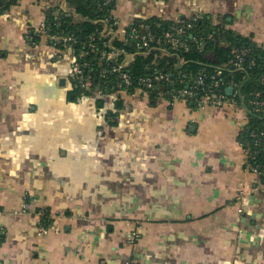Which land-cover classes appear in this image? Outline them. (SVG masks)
Here are the masks:
<instances>
[{
  "label": "crops",
  "instance_id": "obj_1",
  "mask_svg": "<svg viewBox=\"0 0 264 264\" xmlns=\"http://www.w3.org/2000/svg\"><path fill=\"white\" fill-rule=\"evenodd\" d=\"M44 3L0 17V264H264V191L237 200L264 184L244 167L246 114L127 97L113 126L118 98L74 100L72 54L30 43ZM198 11L264 49V0H115L114 15L125 29Z\"/></svg>",
  "mask_w": 264,
  "mask_h": 264
},
{
  "label": "built area",
  "instance_id": "obj_2",
  "mask_svg": "<svg viewBox=\"0 0 264 264\" xmlns=\"http://www.w3.org/2000/svg\"><path fill=\"white\" fill-rule=\"evenodd\" d=\"M46 19L40 25V27L34 31V36L44 40L46 43L54 47L56 51L57 59L61 58V55L65 52L72 54L74 61L72 63V68L70 75L68 77L72 89L81 88L82 90L89 89L93 86V68L89 62H83V58L87 56V52H81L76 54L75 43L76 39L73 35L68 34H54L51 31L53 22L48 20V15L56 16V19L61 14L71 15L75 13L74 9L69 7L66 0H61L59 3L51 4L49 0H43ZM115 0H103L102 7H109L114 5ZM115 10V9H114ZM114 10L110 9V14L106 15L101 19L100 23L103 24L104 29L102 31V48L100 50V57L98 59V64L101 68L103 66L108 69L101 70V78L104 77L106 73H111L116 75L118 82L115 84L118 90L121 91L120 95L122 98H137L141 97L150 103L151 90L155 88V84L159 82H164L167 88H161L156 96V103L159 100H167L172 105L178 102H184L186 104L191 103L194 109L202 110L208 106L215 107H225L231 108L235 111H242L246 115V125L242 129L239 144L243 152L244 157V167L246 171L250 174L257 175L262 178L264 182V128L260 130L249 128V137L244 139L243 133L251 123L250 116H259L264 122V88L255 94V98L251 100L247 105L240 96V84L234 80H225L221 71H217L214 75H200L197 76L191 87L186 89L171 88L172 85L171 78L169 74L156 73L153 78L143 77L138 81L139 87L135 89L133 93H128L127 88L130 87L133 82L131 76L126 73L125 69L129 66V63L139 56H148L152 52H160L161 56H168L169 51L165 48L168 44L174 51L180 50L186 47L185 42L181 39L182 36H187L188 31H190L194 24L201 23L207 19V14L203 11L195 12L191 16H177L172 20L173 25L170 26V30L164 34V37L155 39L153 33V27L158 28L161 26V22L164 19H156L150 21H138L128 26L127 28H121L120 21L115 17ZM153 24V25H152ZM30 36V43L35 44L33 37ZM122 42L125 45H132L134 47L132 53H128L124 48H117L114 46V42ZM90 52H95V45L90 46ZM236 61L234 63L235 69L233 71H245L243 66L244 57L246 55L245 50L236 51ZM124 54L125 58L120 60V55ZM113 63V65H110ZM104 67V68H105ZM209 79L206 83L205 79ZM186 81L185 77L181 79ZM180 80V81H181ZM180 81L178 83H180ZM264 85V74L261 80ZM232 89V93L229 90ZM240 99V100H239ZM264 126V124H263ZM264 191L263 187H253L249 191H241L239 197L237 198L239 203H242L248 196L258 192L260 190ZM26 207V204L25 206ZM242 207L239 208V212H242ZM40 217V233L45 235L48 233L49 228L42 225V218L45 216V212H40L38 214ZM50 220H54L53 216H49ZM139 238L137 234L133 236V241Z\"/></svg>",
  "mask_w": 264,
  "mask_h": 264
},
{
  "label": "trees",
  "instance_id": "obj_3",
  "mask_svg": "<svg viewBox=\"0 0 264 264\" xmlns=\"http://www.w3.org/2000/svg\"><path fill=\"white\" fill-rule=\"evenodd\" d=\"M18 0H0V17L8 11L12 5ZM103 0H66L69 7L73 8L75 13L71 15L61 14L56 19V16L48 15V20L55 24L52 25L51 31L54 34L73 35L76 39L75 49L76 54L87 52V56L83 58V62H89L93 68V86L89 89L82 90L74 88L70 95L77 100L84 96H91L94 93L103 95L114 94L116 101L114 108L107 112V118L113 119L112 125L116 126V119L119 114L125 109V100L120 95L122 92L118 90V79L116 75L106 73L101 78V70L108 69L98 64L100 50L102 48L103 38L102 31L104 26L98 22L106 15L110 14V9H115L114 5L102 7ZM153 25V24H152ZM173 25L172 20H164L158 28L153 27L155 39L164 37V34L170 30ZM34 36V31L30 33ZM34 42H38L39 38L34 36ZM181 39L185 42L186 48L174 51L170 45H166L168 56H161L160 52H152L148 56H137L125 69L126 73L131 76L133 84L127 88L128 93H133L139 87L138 81L140 78H153L156 73L169 74L172 85L171 88L186 89L193 85V80L200 75H214L217 71H221L225 80H234L240 84V96L245 100L247 105L255 98V94L260 92L264 85L261 80L264 74V49L260 48L252 41V38L244 37L237 31L231 29L228 24H214L213 18L207 15V19L201 23L194 24L193 28L188 31L187 36H182ZM95 45L96 51L90 52V46ZM117 48H124L126 52L132 53L134 47L125 45L122 42H114ZM245 50L243 66L245 71H233L236 61L237 50ZM125 58L124 54L120 55V60ZM113 65V63H110ZM105 67V68H104ZM185 77L186 81L181 79ZM181 80V81H180ZM191 80L192 82H189ZM180 81V83H178ZM206 83L209 79H205ZM161 88H167L164 82L155 84V88L151 90L150 104H156V96ZM121 92V93H120ZM240 100V99H239ZM188 106L192 109L191 103ZM251 125L245 129L244 139L249 137V128L260 130L264 128V122L259 116H250ZM246 137V138H245ZM241 140V138H239ZM45 212L42 218V225L49 228L53 221L50 220V210L43 208L38 210Z\"/></svg>",
  "mask_w": 264,
  "mask_h": 264
},
{
  "label": "water",
  "instance_id": "obj_4",
  "mask_svg": "<svg viewBox=\"0 0 264 264\" xmlns=\"http://www.w3.org/2000/svg\"><path fill=\"white\" fill-rule=\"evenodd\" d=\"M64 81H65V80H62V82H61V83H62V84H63V83H65ZM229 93H232V89H231V90H229Z\"/></svg>",
  "mask_w": 264,
  "mask_h": 264
},
{
  "label": "rangeland",
  "instance_id": "obj_5",
  "mask_svg": "<svg viewBox=\"0 0 264 264\" xmlns=\"http://www.w3.org/2000/svg\"><path fill=\"white\" fill-rule=\"evenodd\" d=\"M124 99H125V97H124Z\"/></svg>",
  "mask_w": 264,
  "mask_h": 264
}]
</instances>
